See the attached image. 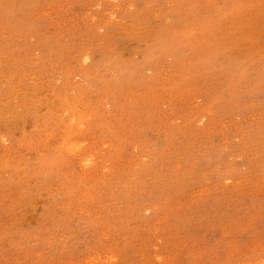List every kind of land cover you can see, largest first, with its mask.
Instances as JSON below:
<instances>
[{
    "label": "rangeland",
    "instance_id": "374dc122",
    "mask_svg": "<svg viewBox=\"0 0 264 264\" xmlns=\"http://www.w3.org/2000/svg\"><path fill=\"white\" fill-rule=\"evenodd\" d=\"M0 264H264V0H0Z\"/></svg>",
    "mask_w": 264,
    "mask_h": 264
},
{
    "label": "bare ground",
    "instance_id": "6f19581e",
    "mask_svg": "<svg viewBox=\"0 0 264 264\" xmlns=\"http://www.w3.org/2000/svg\"><path fill=\"white\" fill-rule=\"evenodd\" d=\"M64 146V145H63ZM73 150V149H72ZM41 172V171H40ZM33 193V192H32ZM170 200V199H169Z\"/></svg>",
    "mask_w": 264,
    "mask_h": 264
}]
</instances>
